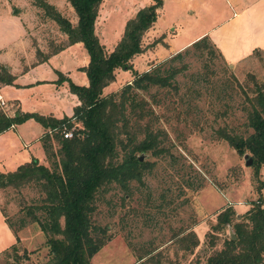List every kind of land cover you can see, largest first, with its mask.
I'll return each mask as SVG.
<instances>
[{
    "label": "rangeland",
    "instance_id": "rangeland-1",
    "mask_svg": "<svg viewBox=\"0 0 264 264\" xmlns=\"http://www.w3.org/2000/svg\"><path fill=\"white\" fill-rule=\"evenodd\" d=\"M48 1L75 22V12L67 0ZM228 1L209 0L215 11L206 13L208 19L201 22L208 2L192 7L193 0H162L156 19L158 25L165 27L169 45L161 41L162 36L150 37L145 31L143 50L132 58L133 67L117 68L114 79L103 87V92L119 90L133 79V71L148 69L155 60L159 62L169 57L174 53L165 56L169 48L185 44L201 29L202 23L211 25L227 17L231 13ZM150 2L102 1L96 32L108 50L116 46L127 19ZM14 7L19 9L17 14L29 27L26 37L38 58L39 44L49 54L65 43L58 24L44 14L35 0H0V11L9 9L13 12ZM181 24H185L184 27ZM21 37L19 28L0 19V42L8 48L7 53H15ZM88 59L83 44H68L52 53L46 65H35V75L42 78L33 76L31 79L34 72H24L18 76L17 83H4L0 93L4 99L16 101L20 112L70 114L76 97L70 81L88 83L82 67L84 60ZM172 64L182 66L175 76L178 90L153 87L144 92V95L158 93L163 97L160 109L154 106L159 115L154 128L162 129L159 138L165 151L159 155L149 151L141 154L151 166L144 172L142 184L133 181L132 195L118 185L111 186L104 193L98 191L92 219L97 225L106 227L110 238L93 254L91 264H135L143 254L146 257L143 264H205L208 255L220 248L228 232L232 231L230 226L225 229L213 226L217 213L227 204L242 213L253 200L264 196V163L256 170L252 162L246 163L250 156L248 151L239 153L219 134L220 128L242 135L250 131L247 125L248 97L254 94L256 86H264V50H256L232 63L220 54L210 59L206 54L200 56L190 50ZM206 80L210 82L204 86ZM199 82L202 88H198L196 83ZM2 105L0 108L12 112L11 107L7 109ZM40 124L30 117L5 132L14 138L18 131L21 135L16 137L12 143L14 146L8 151L0 138V162L6 160L5 164H0V170H13L30 157L46 162L38 138ZM74 125L78 127V123ZM134 131L139 138L144 133L142 126H136ZM54 144L55 148L58 147L57 142ZM39 195V187L34 182L17 188H0V264L48 263L46 235L39 225L31 221L18 226L24 215L21 207ZM5 218L18 228V241H15ZM191 229L199 242L189 251L186 248L188 240L180 236ZM14 243L15 248L12 247Z\"/></svg>",
    "mask_w": 264,
    "mask_h": 264
},
{
    "label": "trees",
    "instance_id": "trees-1",
    "mask_svg": "<svg viewBox=\"0 0 264 264\" xmlns=\"http://www.w3.org/2000/svg\"><path fill=\"white\" fill-rule=\"evenodd\" d=\"M67 1L75 12V22L48 0H35V4L58 24L64 36L65 43L52 53L74 42H81L87 49L89 59L83 69L88 83L70 81V88L79 99L70 115L57 117L20 111L11 114L0 108V132L30 117L41 123L44 130L39 139L47 159L41 162L32 157L13 170L0 171V188H17L31 182L39 187L40 195L21 207L24 215L18 226L31 221L39 225L49 248L47 264H91L93 254L110 238L106 227L97 225L92 219L98 191L104 193L111 186L118 185L132 195L133 181L142 184L144 172L151 166V162L139 156L147 151L154 155L165 151L159 138L162 129L154 128L159 120L155 109H160L163 97L156 92L150 95H144V92L153 87L177 91L179 86L175 76L182 66L173 65L172 61L190 50L200 56L206 54L210 59L223 55L205 34L169 57L152 62L150 68L133 71V79L119 90L104 93L103 87L114 79L117 68L133 67L132 58L143 50L142 35L156 20L162 0H151L138 8L127 19L123 34L111 50L104 46L96 32L103 0ZM18 11L14 7V13ZM38 46L40 58L36 54L37 60L52 54H48L42 45ZM13 80L9 67L0 63V83ZM209 82L204 81V86ZM196 84L202 88L201 82ZM248 100L247 125L250 131L247 135L223 128L219 129V134L239 153L248 151L252 165L258 170L264 163V86H256ZM136 126L144 129L140 138L134 131ZM64 129H73V134L64 137ZM54 142L58 147L55 148ZM251 203L242 213L231 204L217 213L213 226L219 229L230 226L234 237L228 232L223 245L208 255L205 264H264V196ZM5 221L18 241V228L13 227L9 219L5 218ZM180 238L188 240L186 248L189 251L199 242L192 229ZM12 247L15 248V243ZM145 258L144 254L139 256L140 260L135 264L145 263Z\"/></svg>",
    "mask_w": 264,
    "mask_h": 264
},
{
    "label": "crops",
    "instance_id": "crops-1",
    "mask_svg": "<svg viewBox=\"0 0 264 264\" xmlns=\"http://www.w3.org/2000/svg\"><path fill=\"white\" fill-rule=\"evenodd\" d=\"M204 1L208 2V5L206 6L207 8L204 9L203 19L199 20L201 22L203 20L208 19L206 13L215 11V7L212 4H210L209 0H193L192 7H199V4ZM228 3H230L229 7L231 13L227 17L225 16L221 20L218 19L211 25L210 24L205 25L204 23H202L201 29H199L196 34H194L186 42H184L185 44H183L179 48H175V47L173 48L172 46V48H169V52L165 56L177 50L182 49L183 47L189 45L195 39L205 34L209 36L211 41L222 53L223 57L231 63L246 58L247 56L251 55L255 51V49L264 50V0H232V1L229 0ZM160 7L158 8L159 11L161 10ZM190 11H193V9H191ZM21 17L22 16L20 14L14 13V11L11 12L9 9L4 12L0 11L1 20H4L5 22L6 21L10 22L12 26H14L16 29L19 28V30L22 31V37H21L22 41L20 42L21 43L20 47L17 50H15V53H12V51L7 53L8 48L1 45L2 42H0V63H5L9 67L11 73L14 75L13 83H17L18 76H21L24 72H27L28 74L34 72L31 79H33V76H35L34 78L37 79L42 78L38 74L35 75V72H37L35 70V65H37V67L43 66L44 63L46 65L48 58L51 55L50 54L47 58H44L42 60L36 59V54L35 52L33 53V47L31 46V43H29V38L26 37V33L29 27L25 25ZM184 25L185 24H181V27H184ZM164 28L165 27H163L161 24L158 25V20L156 19L152 24V26L146 30L147 31L146 33L150 34V37L152 36L155 38L162 36L161 41L169 45L165 35L166 30ZM174 31L172 32V34H174ZM76 43L82 44L81 42H76ZM30 54H31V58H30ZM84 61L85 63L82 65V67L85 66L88 62V60L87 61L84 60ZM146 69L147 67L144 70ZM144 70H138V72ZM2 86H4V83H0V88ZM0 96L4 100V105H2V107L4 108L5 106L7 109H10L11 107L12 112L6 111L5 109L4 110L7 113H11V114H13L14 112L17 113V110H19L17 102L4 99L1 93ZM75 96L76 97L73 101V107L77 103H79V99L77 95ZM31 112H36V111H31ZM72 112L70 114H72ZM46 115H54L57 117L63 116V115H55L52 113H46ZM16 126L17 125H14L12 128H16ZM7 130L8 129L4 130L3 132H0V138H3L2 144L3 142L5 143L4 149L8 151V148L14 146L12 143L16 139V137L21 134L18 131L17 136L14 138L12 135L9 134L6 135L5 132H7ZM43 130L44 128L41 125L40 134L42 133ZM40 134L38 138L40 137ZM31 158L32 157H30L28 160H30ZM5 161H6L5 159L2 160L0 164L2 165L3 163L5 164ZM0 171H6V170H0Z\"/></svg>",
    "mask_w": 264,
    "mask_h": 264
},
{
    "label": "built area",
    "instance_id": "built-area-1",
    "mask_svg": "<svg viewBox=\"0 0 264 264\" xmlns=\"http://www.w3.org/2000/svg\"><path fill=\"white\" fill-rule=\"evenodd\" d=\"M0 104H4V100L2 99V97L0 96ZM73 134V129H64L63 130V136L64 137H70Z\"/></svg>",
    "mask_w": 264,
    "mask_h": 264
},
{
    "label": "water",
    "instance_id": "water-1",
    "mask_svg": "<svg viewBox=\"0 0 264 264\" xmlns=\"http://www.w3.org/2000/svg\"><path fill=\"white\" fill-rule=\"evenodd\" d=\"M139 158H140V159H143V155H140ZM251 162H252V158H251L250 156H248V157H247V160H246V163H247V164H250ZM230 234H231L232 237H234V234H233L232 231L230 232Z\"/></svg>",
    "mask_w": 264,
    "mask_h": 264
}]
</instances>
